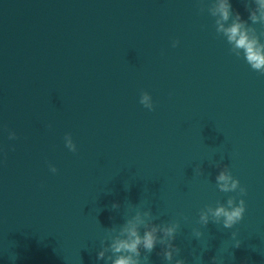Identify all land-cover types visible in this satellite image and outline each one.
<instances>
[{"label":"water","instance_id":"water-1","mask_svg":"<svg viewBox=\"0 0 264 264\" xmlns=\"http://www.w3.org/2000/svg\"><path fill=\"white\" fill-rule=\"evenodd\" d=\"M208 5L0 0V264H104L106 232L149 209L180 223L186 264H264V74L230 53ZM218 164L244 196L217 189ZM229 197L245 201L240 222L199 225Z\"/></svg>","mask_w":264,"mask_h":264},{"label":"clouds","instance_id":"clouds-1","mask_svg":"<svg viewBox=\"0 0 264 264\" xmlns=\"http://www.w3.org/2000/svg\"><path fill=\"white\" fill-rule=\"evenodd\" d=\"M241 2L248 12L247 20H244L240 12L233 8L232 0H209L207 12L214 18L215 32L229 46L230 53L238 59H243L253 71L264 74V0H241ZM252 25H259L260 30ZM178 43L173 41L171 46L176 47ZM139 103L148 111L154 110L152 97L147 92L141 93ZM16 138L15 132H9L10 141ZM64 145L69 151H76V145L70 134L64 136ZM217 168L219 171L215 181L220 192L234 193L239 190L241 197L246 194L239 180L234 178L227 166L218 164ZM49 171L56 173L57 169L50 166ZM111 207L115 210L120 205L114 202ZM244 213V199L229 197L223 204L217 203L215 207L207 206L202 209L198 214V223L200 226H205L211 220L213 223L222 224L225 229H231L242 220ZM153 220L150 209L136 210L118 228L108 230L100 242L96 254L97 261H104V264H147V254L159 244L165 264H186V261L180 258V249L173 243L180 223L169 221L157 224L153 223ZM192 235L199 239L203 233L198 228H194ZM236 235L235 232L232 233V239L235 241L233 247L240 245ZM141 250L145 253L143 257ZM200 259L201 257L194 256L196 264H199ZM212 264H217L216 257H213Z\"/></svg>","mask_w":264,"mask_h":264}]
</instances>
